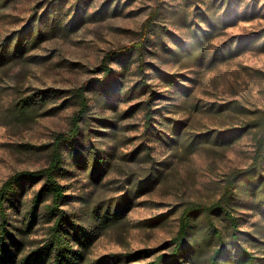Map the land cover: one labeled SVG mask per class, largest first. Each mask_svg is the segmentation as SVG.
<instances>
[{
  "label": "rangeland",
  "instance_id": "374dc122",
  "mask_svg": "<svg viewBox=\"0 0 264 264\" xmlns=\"http://www.w3.org/2000/svg\"><path fill=\"white\" fill-rule=\"evenodd\" d=\"M52 1L0 0V187L17 171L47 166L46 145L71 128L79 109L71 91L104 77L108 52L149 37L141 70L137 53L127 68L113 61L115 75L89 92L84 143L103 150L102 176L93 178L67 156L61 182L69 195L65 208L92 226L93 210L115 211L130 190L131 207L101 230L89 257L116 253L122 260L108 264L151 263L172 251L184 208L218 200L233 172L251 164L264 135V0H67L61 14L64 22L82 15L76 28L49 30L23 54L1 58L8 37ZM40 89L64 93L23 110L21 99ZM150 174L152 188L136 192ZM41 184H28L12 220L23 219ZM254 200L240 191L233 201L245 231L239 241L264 255V218ZM40 209L38 223L24 234L27 251L47 236L46 209ZM208 219L200 215L195 223L205 228ZM211 219L225 228L218 215ZM199 251L205 261L211 248Z\"/></svg>",
  "mask_w": 264,
  "mask_h": 264
},
{
  "label": "trees",
  "instance_id": "16d2710c",
  "mask_svg": "<svg viewBox=\"0 0 264 264\" xmlns=\"http://www.w3.org/2000/svg\"><path fill=\"white\" fill-rule=\"evenodd\" d=\"M67 0H53L46 11L39 16H32L21 29L14 33L15 38L9 46L4 44L1 58L19 56L36 44L49 30L69 32L82 21V15L77 12L72 20L65 21L61 14ZM80 4V0H78ZM79 11V9H78ZM148 24V26H147ZM154 23L146 22V29ZM147 37L142 43L121 47L110 51L102 61L105 75L102 79H92L90 82L73 89L70 97L74 98L79 109L74 114L71 128L67 132L56 134L54 140L46 146L50 148V161L47 166L34 170H20L11 174L0 187V264H108L110 259L122 260L118 254H107L98 260H91L90 250L100 235L101 230L118 223L131 207V191L123 195L115 206V211L93 210L90 215L93 226L85 224L72 212L65 208L67 198L66 187L61 182L68 174L66 157L83 168H90L93 178L99 179L105 171L107 159L103 150L93 143H84V124L91 108L89 92L109 82L115 75V69L110 65L118 61L123 68L131 65L133 54H138L139 69L145 62L144 49L149 45ZM10 48V51H9ZM4 52V53H3ZM12 52V54L10 53ZM142 82L146 83L145 79ZM64 91L40 89L21 99L23 110H33L44 105L51 99L60 98ZM151 97L149 98V100ZM58 108V107H57ZM152 112L147 113V127L152 121ZM264 164V135L256 139V150L248 167L235 170L226 182L222 196L210 203H191L187 205L180 216V226L177 235L172 239L173 248L169 255H160L147 264H264V255L244 245L239 241V234L245 232L239 228L240 217L236 215L234 202L237 192L245 191L255 200L253 205L261 208L264 218V174L261 171ZM42 181L40 190L34 195L27 207L23 219L12 220V213L19 212L23 198L30 183ZM151 174L138 185L136 192L150 190L155 183ZM234 201V202H233ZM46 209L48 232L41 244L27 251V241L24 234L30 233L41 218L40 208ZM12 212V213H11ZM200 215L209 217L206 227H200L195 221ZM218 215L226 222L225 228L217 225L211 219ZM264 244L262 231L259 240ZM209 246L211 252L205 261L200 254V247ZM135 257V254H127ZM131 260H135L131 259Z\"/></svg>",
  "mask_w": 264,
  "mask_h": 264
}]
</instances>
